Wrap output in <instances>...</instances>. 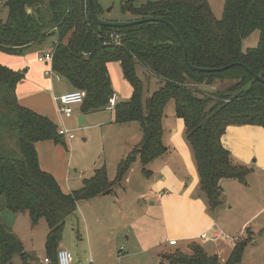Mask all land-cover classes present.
<instances>
[{"label":"trees","instance_id":"1","mask_svg":"<svg viewBox=\"0 0 264 264\" xmlns=\"http://www.w3.org/2000/svg\"><path fill=\"white\" fill-rule=\"evenodd\" d=\"M93 2L101 17V8ZM4 5L8 16L0 21V52L23 56L48 45L52 72L85 92L80 106L83 113L105 109L113 94L107 64L119 63L131 94L127 101L116 104L114 122H138L143 139L119 163L115 181H109L103 166L79 189L63 193L55 178L40 168L36 145L45 141L64 144L65 140L49 118L18 103L16 86L23 72L0 65V264H13L15 256L22 264H38L33 252L24 250L2 219L4 211L27 213L33 226L45 221V258L56 264L64 224L77 204L110 194L137 157L147 164L165 153L162 120L170 100L175 117L183 122L208 214L214 217L224 205L222 180L246 184L251 170L232 161L221 137L230 125L264 129V84L253 78L264 79V0H224L219 19L206 0L121 1L120 13H129L133 20L160 18L171 24L183 46L161 22L121 29L100 27L87 0H5ZM255 31L259 32L256 47L243 50V41ZM112 33L119 36L117 44ZM184 49L188 63L195 68L214 70L239 63L250 73L239 66L222 72L192 71ZM149 78L161 87L143 98L144 80ZM224 83L225 88L210 97L201 96L198 90ZM245 233L247 237L235 241L224 262L207 254L196 241L187 244V252L176 248L161 258L167 264H239L253 242L251 231Z\"/></svg>","mask_w":264,"mask_h":264},{"label":"crops","instance_id":"2","mask_svg":"<svg viewBox=\"0 0 264 264\" xmlns=\"http://www.w3.org/2000/svg\"><path fill=\"white\" fill-rule=\"evenodd\" d=\"M46 52H49L48 49L43 51L31 49L23 56H10L0 52V64L23 72L24 77L16 86L17 101L21 106L22 103L19 102V96L21 93L24 94L23 90L25 87H34L35 89H39L38 92H42V89L46 88L52 92L51 99L49 94L44 93L45 100L43 102H38L39 104L35 106H27L32 108V111L35 113L49 118L57 126L58 130L66 129L70 133H73L71 130L75 129L77 124H83L88 119V114L99 111L110 113V116L104 119L103 124L96 126L101 136L100 141L105 138L104 129L106 127L116 126L134 129L131 124L138 122L116 124L114 122V111H108L106 108L95 112L83 113L79 106L74 108L70 118H65L58 111V99L66 93L75 91V89L69 84V87L65 88V91L61 95H53L54 82L52 75L57 80L63 78L54 74V72L51 75H46L45 73L47 71L43 72L42 75H37V73H32L30 67H28L31 61H36L38 64L48 66L51 71L50 64L39 63L37 61ZM107 70L112 89L117 93L113 92L118 98L117 103L127 101L131 94V88L123 78L119 63L112 62L107 64ZM113 74L116 77L114 82L117 89L112 85ZM138 75L142 77V70L141 73L139 71ZM118 76H120L122 81H119ZM152 79H146V83H150ZM123 88L126 91L125 95L127 97L120 99L119 93L120 90L123 91ZM138 127L140 137L138 133L136 135L135 130L132 141L125 148L121 149L119 155L112 158L111 161L110 159L107 161L103 157L104 150H101L100 154L91 151L87 155V160L82 165V169L85 171L84 175L73 170L71 171V167L69 166L72 151L77 146V141L74 140L75 137L71 141L65 140L66 142L64 141V144H55L52 141L38 143L36 150L39 166L43 171L51 174L55 178L61 191L65 194L76 188H80L85 179L92 177L93 172L103 166L107 170L109 181H115L119 163L135 147L139 146L143 139L140 125ZM172 132L175 134L178 133V128ZM179 133L181 134V130ZM83 141L85 142V140ZM171 142L173 145H170V143H168L169 146L165 145L163 131L162 144L166 148L164 154L147 164H142L140 158L137 157L125 172L121 181L114 186L116 188L110 194L101 195L91 200L80 201V203H84V209L93 208L94 210L91 212H96L97 205H99V209H102L100 207L101 203L108 204L107 208L102 209L104 212H101L103 214V221L107 219L103 224L109 225L112 222L114 225L106 236L105 228L101 224L99 215L92 217L89 220L93 227L92 238L90 230H88L86 238L81 244L83 248H88L90 251L92 249L94 251L104 250L106 246L111 245L121 236H124L125 240L128 241L130 235L127 234V226L131 223L132 217L137 216L138 219L143 218L142 227H148L149 232L147 235L157 233L158 228L160 229L162 234L159 240L162 239L163 241L155 244L159 249L157 254L159 257L164 254L163 249L165 246H169L168 241L170 240H176L177 244L175 246L179 245V247H182L180 249L184 252L187 251V244L190 241H196L204 246L206 252H209L210 255H216L221 262H224L234 247L235 241L239 239L231 237L232 235L229 236L227 232H230L231 229L238 230L237 233L242 231V234L246 232V229L251 231L250 226L253 225L255 220L264 215V201L260 203L255 202L249 197L247 189L250 187V184L247 181L243 185L234 180H222L220 186L223 190V198L226 203H224L214 217L211 216L207 212L205 199L199 192L198 174L194 159H192L193 155L190 152L191 150H189L190 148H188L189 145L185 144L181 137L179 140L172 139ZM221 144L229 152L234 163L251 170L247 178H252L257 172L264 173V129L262 127L253 125H230L221 137ZM89 159L90 161H88ZM132 178L136 179L134 183L131 181ZM252 181H255L259 186H264V176L261 178H256L255 176L252 178ZM128 190L130 191L127 192ZM80 203L77 204L76 211L79 209V213L82 215ZM229 204H231L230 207ZM230 210H235L234 214H230ZM240 210H246L247 214L250 213L249 217L244 220V223L234 224L233 216ZM75 213L73 217L74 220H77L78 216ZM94 215L96 214L94 213ZM115 218L117 224H115ZM222 219L224 221L220 222ZM83 221L88 226L86 220L83 219ZM73 225L74 228L78 226L77 223ZM152 229L155 230L153 231ZM70 232H73V229ZM202 236H206V239H202ZM91 239L94 240L95 248H92ZM74 240L73 235L70 238L71 243L62 241L59 247V249H66L71 253L72 264H76L74 260L77 259L73 257L75 254L66 243L73 247L75 245ZM254 242L255 240L249 245L253 246ZM123 249V247H119L118 252ZM89 261L90 264H97L95 259L91 258ZM78 263L80 264L79 261Z\"/></svg>","mask_w":264,"mask_h":264},{"label":"rangeland","instance_id":"3","mask_svg":"<svg viewBox=\"0 0 264 264\" xmlns=\"http://www.w3.org/2000/svg\"><path fill=\"white\" fill-rule=\"evenodd\" d=\"M121 1L122 0H96V2L98 3L99 7L102 10L101 18L107 21L133 20V17L129 13H124V14L120 13ZM134 1L136 4H140L146 1H155V0H134ZM206 1L209 2L211 9L214 13V16L219 19L222 14L224 0H206ZM4 3H5V0H0V21L1 22H5L8 16V10L6 6L4 5ZM258 38H259V32L257 31L247 36L246 39L242 43L243 50L256 47L258 43ZM35 49L39 51L40 50L43 51V50L49 49V47L48 45H46L42 48H35ZM0 56H1V53H0ZM28 67H30V71L32 73H37V75H42L43 72L50 71L48 66H44L43 64H38L36 61H31L30 66ZM10 69L14 70L12 68ZM137 70H138V73L139 71L141 73V70L139 68ZM14 71H18V70H14ZM52 78L54 82V94L53 95H61L65 91L64 89L69 87V83L65 81L64 79L57 80L53 75H52ZM115 78L116 77L113 74L112 85L115 89H117L115 82H114ZM118 79L119 81L120 80L122 81L120 76H118ZM144 82H145L144 83L145 92H144L143 98H146L147 96L151 95L153 92L157 91L161 87V84H159L154 79L150 80V83L149 82L146 83V80H144ZM225 86H226V83L222 85L216 84L215 88H209L207 86H202V87H199L198 90H200L201 96L210 97L211 94H214L217 91L223 90ZM38 90L39 89H35L34 87L33 88L25 87V89L23 90L24 94L21 93L19 96V102L22 103V106L29 108L27 105L35 106L39 104L38 102H43L45 100L44 93L49 94V97L51 99L52 92L50 89L48 90L46 88H43L42 92H38ZM125 94H126V91L123 88V91L120 90L119 98L120 99L126 98L127 96ZM29 109L32 110V108H29ZM109 116H110V113L106 111L90 113L88 114V119L83 124L81 125L77 124V127L71 130L73 132L72 134L75 137L74 140L77 141L76 142L77 146L72 151L71 160L69 163V166L71 167L70 168L71 171L73 170V171H76L77 173H81V175H84L85 171L84 169H82V165L84 161L87 160V155L90 154L91 151L94 153L100 154L101 150H104L103 157H105L107 161H109V159L111 161L112 158L119 155V153L121 152V149L125 148L132 141L133 132L135 133V130H136V135L138 133L140 137L139 127H138L139 125L138 123H135V124H131V126L134 129H130L129 127H116V126L106 127L104 129L105 138L102 141H100L101 136L98 133V128L96 126L103 124L104 119L105 118L107 119ZM162 126H163V131H164V142L166 146H169L168 143H170V145H173V143L171 142L172 139L179 140L180 137L185 142V144H187L185 128L183 126L182 121L175 117L174 105H173L172 100H170L165 106ZM177 128H178V133L176 134L173 133L172 131L177 130ZM180 130H181V134L179 133ZM83 140H85V142ZM128 155L125 156L124 160L128 157ZM88 161H90V159ZM255 176L256 178L258 177L261 178L264 176V173L257 172L255 175H253L252 178H254ZM252 178H246L247 183L250 184V187H248L247 189V193L249 194V197H251L255 202L260 203L264 201V186H259L255 181H252ZM131 181L132 183H134L136 179L132 178ZM76 189H79V188H76ZM129 191L130 190H128L127 192ZM224 203L226 202L224 201ZM107 205L108 204L101 203L100 207L102 209H105L107 208ZM230 205L231 204H229V207ZM80 206H81L82 215L79 213V209H78V211H76L75 213V215L78 216L77 220H74L73 215L71 217H68L66 219L65 226H64L65 228L63 229V235H62V241L68 242V243H71L70 238L71 236L74 235L75 245L72 247V246H69L70 244L68 245L66 243V245L71 250H73V253L75 254L73 255V257H76L77 259V260H74L75 261L74 263L77 264L79 261L80 264H90L89 260L91 258L95 259V261H97L96 262L97 264H162L165 262L168 263L166 260L162 259L161 257L157 255L159 252V249L157 246H155V244L163 241L162 239L159 240V237L162 234L160 229L158 228L157 233H153L152 235L150 234L147 235L149 232L148 227L146 228L142 227L143 218L138 219L137 216L132 217L131 223L129 224V226H127V229H128L127 234L130 235V239L128 241L125 240L124 236H121L116 241H114L112 244L110 243L111 245L106 246L104 250L94 251V249H92L90 251V249L88 248L87 249L83 248L81 244L85 240L88 230H90V235L92 238V228L93 227L91 223L89 222V220L92 219V217H97L99 215V219H101L100 220L101 224L104 225V228H105L104 231L106 232V236L111 231L114 225L112 222H110L109 225L103 224V222L105 223L107 219L103 221V218H102L103 214L101 212H104V210L99 209V205H97L96 207V212L95 211L91 212L94 210L93 208L84 209L85 208L84 203H80ZM229 212L230 214H234L235 210L233 211L230 210ZM94 213L96 215H94ZM249 214H247L246 210H240L236 215L233 216L234 224L235 223L241 224L242 222L244 223V220L247 217H249ZM2 219L8 226L11 227L15 235H17L18 238L21 240L24 246V250L26 252H33L35 257L38 259V264H43V259L45 257L44 245H45L46 235L48 232V228H47L45 221L40 220L37 225L33 226L30 222V219L27 213H19L17 215H14L13 213L9 211H4L2 213ZM83 219L86 220V224H88V226L85 225ZM72 220L74 221L72 222ZM223 221L224 219H222V221L220 222H223ZM75 223H77L78 226H75L74 228L73 224ZM115 224H117L116 218H115ZM71 229H73V232H70ZM250 229H251V233L253 232L251 235V238L252 240H255V242L253 246L247 245V247L244 250L241 262L239 264H264V215L261 218L255 220L253 225L250 226ZM152 230L154 231L155 229H152ZM237 231L238 230L236 229H231V231L227 233L229 234V236L232 235L231 237L235 239L237 238L245 239L247 237L245 232L242 234V231L240 233H237ZM109 238H110V235H109ZM90 241H92V244H91L92 248H95L94 240L91 239ZM119 242H121V244H119ZM119 247H123L124 249L118 252ZM178 247L179 245L175 247L165 246V248L163 249L164 254L166 255L173 254L174 250ZM179 248H182V247H179ZM207 253L210 255L209 252ZM162 260L165 262H163ZM12 261H13V264H22L18 256H15Z\"/></svg>","mask_w":264,"mask_h":264},{"label":"built area","instance_id":"4","mask_svg":"<svg viewBox=\"0 0 264 264\" xmlns=\"http://www.w3.org/2000/svg\"><path fill=\"white\" fill-rule=\"evenodd\" d=\"M111 37L113 38L115 44H117L119 36L116 33H112ZM37 61L39 63L50 64L51 66L52 53L46 52L44 55L39 57ZM51 73H52V70L47 71L45 74L51 75ZM85 97H86V94L82 90H75V91H71L69 93L62 95L58 99V111L65 118H70L73 114L74 108L77 106H81ZM117 100H118L117 96L115 94H112L105 108L108 111H114L115 106L117 104ZM58 134L66 141H71L74 138L73 134L70 133L66 129H59ZM202 239H206V236H202ZM168 244L169 246H175L177 242L176 240H170L168 241ZM43 264H52V263L48 258H44ZM56 264H72L71 253L66 249H59L56 255Z\"/></svg>","mask_w":264,"mask_h":264},{"label":"water","instance_id":"5","mask_svg":"<svg viewBox=\"0 0 264 264\" xmlns=\"http://www.w3.org/2000/svg\"><path fill=\"white\" fill-rule=\"evenodd\" d=\"M93 1L94 0H87V6H88V9H89L91 15L93 16V18L96 20L98 26H100V27L121 29V28L131 27V26L140 25V24H144V23H149V22H161V23L166 24L172 30V32L178 38V40L180 41L179 34L176 31V29L171 24H169L168 22H166L163 19H160V18H143V19H134V20H129V21H107L105 19H102L101 17H99L96 14ZM180 44H181V46H183V43L181 41H180ZM184 57H185V62L187 63L188 68L190 70L196 71V72H203V71L204 72H222V71H225L231 67L239 66V67L244 68L246 71H248L250 73V71L244 65L239 64V63L231 64V65L222 67L220 69L203 70L200 68H195L188 63L187 54H186L185 49H184ZM253 78H254V80L264 84V79L262 77L257 76V75H253Z\"/></svg>","mask_w":264,"mask_h":264}]
</instances>
